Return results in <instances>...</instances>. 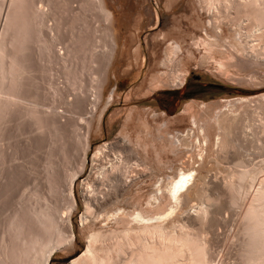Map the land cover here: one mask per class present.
<instances>
[{"label":"rangeland","instance_id":"374dc122","mask_svg":"<svg viewBox=\"0 0 264 264\" xmlns=\"http://www.w3.org/2000/svg\"><path fill=\"white\" fill-rule=\"evenodd\" d=\"M3 2L1 15L6 10V1ZM235 2L241 0H233L230 10L222 3L219 7L207 8L205 0H105L106 8L115 18L112 23L118 50L102 102L104 104L112 92L111 99L98 126L97 121L93 122L88 150L85 143L68 129L70 135L64 137L68 148L66 157L60 153L56 140L47 134L43 136L32 127L34 131L31 130L26 123L20 125L23 128H14L13 123L8 128L5 127L7 124L3 126L4 132H0L3 150L0 189L4 178L10 179V174H18L20 178L16 176L18 180L15 178L11 183V186L15 185L0 196V203L4 204V207L0 204V209L4 208L0 210V237L7 213L11 214L13 210L10 209L21 205V199L39 185L45 198L56 201L58 223L64 229L68 223L73 242L71 251L54 249L47 264L70 262L85 249L86 237L91 231L107 233L113 229L136 227L133 217L137 213L151 220L160 217L165 231L173 237L185 234L207 243L210 264H243L240 251L244 239L243 215L258 183L264 179V100L249 105L235 100L264 94V34L263 42L255 44L256 40L249 35L253 22L244 20V12L255 8L238 6ZM97 50L98 54L102 53L99 55L102 59L106 52L103 43ZM181 76H184L181 86L185 83L195 86L193 89L199 90L200 96L177 97L175 104L168 106L165 93L178 90ZM238 78L246 79L245 82L253 78V81L245 83L243 80L238 84L232 80ZM98 109L97 113L101 107ZM228 113L237 118L245 114L247 121L242 118L233 128L234 134H230L232 130L229 133L233 147L221 149L218 120L223 114L230 116ZM117 137L129 139L144 165L130 175L126 202L109 208V212L107 210L96 218L83 219L88 216L83 200L84 184L96 171L93 155L98 147ZM83 157H86L85 162L79 171ZM239 161H244V165L252 170L254 179L244 181L241 190L232 193L224 183L237 182L234 170L239 169ZM51 162L58 164V176L54 181L58 194L55 196L49 195V184L43 179ZM8 168L18 172L6 176ZM185 169L201 176V188L205 193L202 195V192L201 199L198 196L187 203L174 202L169 199L167 189L171 178H176ZM72 171L77 175L70 181ZM41 179L43 183H40ZM154 201L159 203L157 207L148 204ZM71 202L73 207L69 210ZM81 220H85L83 224Z\"/></svg>","mask_w":264,"mask_h":264},{"label":"bare ground","instance_id":"6f19581e","mask_svg":"<svg viewBox=\"0 0 264 264\" xmlns=\"http://www.w3.org/2000/svg\"><path fill=\"white\" fill-rule=\"evenodd\" d=\"M3 1L0 0V10ZM5 1L6 10L2 15L0 14V132L6 124L5 127L8 128L9 124L13 123L15 128L26 123L25 126L29 125L30 129L32 127L43 136L47 134L54 141L56 140L55 143L61 146L58 147L61 148L60 153L66 157L68 148L64 143V137L70 135L67 134V131L71 129L72 134H76L79 141L82 140L88 150L89 134L93 122L97 121L98 126L101 115L112 95L111 92L103 104L104 88L108 82L109 72L114 71L116 51H118L112 12L106 8L105 0ZM205 1L207 8H216L222 3L225 8L229 6L230 9L233 0ZM241 2L235 3L238 6H254V10L244 12V20L251 19L253 22L249 35L254 37L255 44L263 42L264 0H241ZM0 12L2 13V10ZM100 28H102L101 31ZM101 43L106 49L102 59L99 58L102 53L98 54L97 50ZM244 48L241 50L244 51ZM262 61L264 65V58ZM222 65L225 67L224 64ZM222 65L220 64V67ZM184 76L178 78V87L183 83ZM244 78L232 80L241 84L243 80L245 82ZM252 79L248 78L247 80L252 82ZM262 80L264 82V77ZM49 96L52 97L49 98ZM261 100H264V94L240 97L235 101L249 105L251 102ZM99 107L101 110L97 113ZM245 114L242 118L247 121ZM229 115L223 114L218 120L220 129L218 144L221 149L232 146L233 142L229 138L231 136L229 133L232 130L230 133L232 134L233 128L240 124V120H243L237 118L236 115ZM10 121L12 122L9 123ZM33 142L31 141V143ZM22 147L24 148V146ZM86 150L84 154L87 152ZM15 153L17 154L18 151ZM2 154L3 150L0 148L1 159ZM85 158L82 159L79 171L82 170ZM93 162L96 171L94 175L87 178L84 184L83 200L85 213L88 216L83 219H88L89 216L96 218L109 208L123 203L131 184V173L139 171L137 168L144 165L129 139L120 137L98 147L93 155ZM57 166L56 162L49 163L47 173L43 175L44 182L49 184V195L52 196L58 194L57 187L54 186V181L58 176ZM237 168L239 169L234 170L237 182L224 183L226 189L232 190V193L238 189L241 190L240 187L244 181L254 179V173L252 174V170L244 165V161H239ZM14 169L9 171L8 168L6 176L10 172L12 174L18 172ZM193 172V170L185 169L176 178H171L170 188L167 189L170 200L187 203L195 197L199 196L198 198H200L204 191L201 188L202 178ZM21 173L23 174L24 171ZM10 175L11 180L4 178L0 196L10 189L11 183L18 176V174L11 175L14 177L13 179ZM76 175L77 172L74 173V171L69 173L70 181ZM18 177L20 178V175ZM16 179L18 180V178ZM41 182L43 183L42 179ZM13 185L15 184L13 183ZM35 186V189L26 195L28 198L23 197L25 202L24 199H21L24 204L21 202L23 205H20L19 203L18 206L21 207L15 206L16 209H10V207L9 209L13 211H9L10 216L7 213V218L4 217L6 220L3 222L4 224L2 223L4 228H1L4 230L0 237V264H47L54 249L71 251L73 248L72 233L69 234L68 223L66 229L58 223L59 213L56 209V201L53 202L45 198L39 185ZM253 196L243 215L242 235L244 239L243 249L240 251H242L243 264H264L263 178L258 183ZM0 204L2 205V203ZM148 204L157 207L159 203L154 201ZM2 206L4 207V204ZM72 207L73 202L70 203L69 210ZM5 209L7 208L5 207ZM160 219L159 217L151 220L137 213L133 217L137 224L136 227L120 231L113 229L107 233L91 231L87 234L85 249L67 264H210L209 251L207 253L206 250L207 243L204 244L199 241L200 239L196 240L185 234L181 235L182 238L179 235L177 236L180 238H176L175 235L171 236L172 233L165 231ZM2 220L4 219L2 218Z\"/></svg>","mask_w":264,"mask_h":264},{"label":"flooded vegetation","instance_id":"af4514ba","mask_svg":"<svg viewBox=\"0 0 264 264\" xmlns=\"http://www.w3.org/2000/svg\"><path fill=\"white\" fill-rule=\"evenodd\" d=\"M195 86H191L185 83L183 86H180L176 92H168L165 95L168 98V106L175 104L178 98H191V97H199V90L193 89ZM178 97V98H177ZM165 108V106H164ZM166 109V108H165Z\"/></svg>","mask_w":264,"mask_h":264},{"label":"water","instance_id":"95a60500","mask_svg":"<svg viewBox=\"0 0 264 264\" xmlns=\"http://www.w3.org/2000/svg\"><path fill=\"white\" fill-rule=\"evenodd\" d=\"M235 90H237V89H235ZM237 91H240V92H245L244 90H237Z\"/></svg>","mask_w":264,"mask_h":264}]
</instances>
